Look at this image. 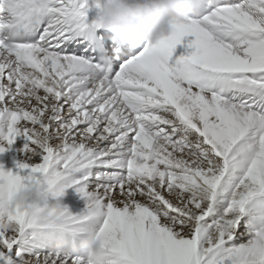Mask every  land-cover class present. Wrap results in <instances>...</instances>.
Returning <instances> with one entry per match:
<instances>
[{
  "label": "snow or ice",
  "instance_id": "1",
  "mask_svg": "<svg viewBox=\"0 0 264 264\" xmlns=\"http://www.w3.org/2000/svg\"><path fill=\"white\" fill-rule=\"evenodd\" d=\"M98 9L0 0V155L23 142L0 164V264H264V0H194L115 62L87 42Z\"/></svg>",
  "mask_w": 264,
  "mask_h": 264
},
{
  "label": "clouds",
  "instance_id": "2",
  "mask_svg": "<svg viewBox=\"0 0 264 264\" xmlns=\"http://www.w3.org/2000/svg\"><path fill=\"white\" fill-rule=\"evenodd\" d=\"M194 0H99L96 23L99 29L111 34L120 46L130 48L155 45L168 36L172 25L185 22L192 13ZM40 194L38 185L22 187L13 192L7 206L12 215L34 203ZM10 223H0V230L11 229ZM77 250V249H74ZM78 250L90 257L100 255L102 249L94 235L81 239Z\"/></svg>",
  "mask_w": 264,
  "mask_h": 264
},
{
  "label": "bare ground",
  "instance_id": "3",
  "mask_svg": "<svg viewBox=\"0 0 264 264\" xmlns=\"http://www.w3.org/2000/svg\"><path fill=\"white\" fill-rule=\"evenodd\" d=\"M79 46V45H76ZM178 51H183V45L177 47ZM23 142L21 140H17L16 144L13 145V150L9 151L3 155H0V164L4 166V170L7 171L9 169L15 170L14 168V160H19V156L17 155L15 149L22 147ZM60 202L62 205L68 208L69 213L78 214L85 207L84 201L72 190L67 189L64 196L61 197Z\"/></svg>",
  "mask_w": 264,
  "mask_h": 264
}]
</instances>
